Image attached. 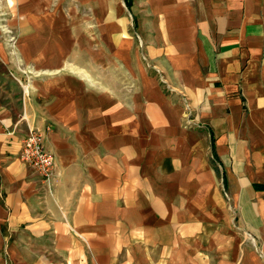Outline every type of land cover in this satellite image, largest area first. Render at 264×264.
Masks as SVG:
<instances>
[{"label": "crops", "instance_id": "1", "mask_svg": "<svg viewBox=\"0 0 264 264\" xmlns=\"http://www.w3.org/2000/svg\"><path fill=\"white\" fill-rule=\"evenodd\" d=\"M0 264H264V0H0Z\"/></svg>", "mask_w": 264, "mask_h": 264}, {"label": "built area", "instance_id": "2", "mask_svg": "<svg viewBox=\"0 0 264 264\" xmlns=\"http://www.w3.org/2000/svg\"><path fill=\"white\" fill-rule=\"evenodd\" d=\"M44 140V132L31 129L23 138L20 158L45 180H50L55 168V156L46 148Z\"/></svg>", "mask_w": 264, "mask_h": 264}, {"label": "trees", "instance_id": "3", "mask_svg": "<svg viewBox=\"0 0 264 264\" xmlns=\"http://www.w3.org/2000/svg\"><path fill=\"white\" fill-rule=\"evenodd\" d=\"M126 5L128 8H131L132 6V0H125ZM213 147H214V151H215V144L213 143ZM214 161H218L217 157H216V153H214Z\"/></svg>", "mask_w": 264, "mask_h": 264}]
</instances>
